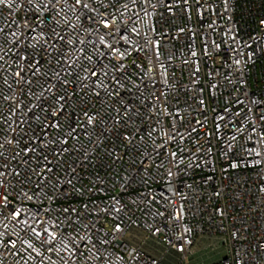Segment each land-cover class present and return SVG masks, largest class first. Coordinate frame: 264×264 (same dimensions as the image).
I'll list each match as a JSON object with an SVG mask.
<instances>
[{"label":"built area","instance_id":"1","mask_svg":"<svg viewBox=\"0 0 264 264\" xmlns=\"http://www.w3.org/2000/svg\"><path fill=\"white\" fill-rule=\"evenodd\" d=\"M201 238L264 264V0H3L0 264Z\"/></svg>","mask_w":264,"mask_h":264},{"label":"rangeland","instance_id":"2","mask_svg":"<svg viewBox=\"0 0 264 264\" xmlns=\"http://www.w3.org/2000/svg\"><path fill=\"white\" fill-rule=\"evenodd\" d=\"M146 238L145 234L132 230L125 238L128 243L139 244ZM145 249L153 256H161L165 248L155 240H148ZM194 254L190 258L189 264H211L214 260L220 259L226 254V247L222 242L201 238L193 248ZM166 264H181V257L170 253L165 259ZM186 264V263H183Z\"/></svg>","mask_w":264,"mask_h":264},{"label":"snow or ice","instance_id":"3","mask_svg":"<svg viewBox=\"0 0 264 264\" xmlns=\"http://www.w3.org/2000/svg\"><path fill=\"white\" fill-rule=\"evenodd\" d=\"M2 2H3V0H0V3H2ZM15 215L19 216V213H15Z\"/></svg>","mask_w":264,"mask_h":264}]
</instances>
